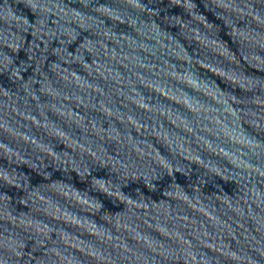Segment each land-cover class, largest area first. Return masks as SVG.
Wrapping results in <instances>:
<instances>
[{"label": "water", "instance_id": "obj_1", "mask_svg": "<svg viewBox=\"0 0 264 264\" xmlns=\"http://www.w3.org/2000/svg\"><path fill=\"white\" fill-rule=\"evenodd\" d=\"M0 264H264V0H0Z\"/></svg>", "mask_w": 264, "mask_h": 264}]
</instances>
